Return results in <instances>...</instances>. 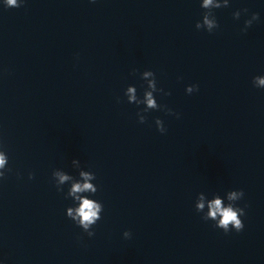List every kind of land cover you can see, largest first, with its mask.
Returning <instances> with one entry per match:
<instances>
[{
    "label": "water",
    "instance_id": "water-1",
    "mask_svg": "<svg viewBox=\"0 0 264 264\" xmlns=\"http://www.w3.org/2000/svg\"><path fill=\"white\" fill-rule=\"evenodd\" d=\"M201 3L0 0V140L11 169L0 180V264H264V89L252 83L264 75V0L213 9L212 33L195 27ZM145 70L164 90L157 103L179 118L149 110L138 122L145 105L124 93L133 85L143 97ZM72 159L96 176L97 193L85 194L103 204L92 237L66 216L70 183L58 192L52 178L62 169L79 179ZM240 189L239 233L195 210L199 193L226 206Z\"/></svg>",
    "mask_w": 264,
    "mask_h": 264
},
{
    "label": "clouds",
    "instance_id": "clouds-1",
    "mask_svg": "<svg viewBox=\"0 0 264 264\" xmlns=\"http://www.w3.org/2000/svg\"><path fill=\"white\" fill-rule=\"evenodd\" d=\"M91 3H95V0H90ZM23 0H4V6L6 8H19L22 6ZM201 8L205 11L202 15V20L197 21L195 27L197 30H206L212 33L213 30L219 28V24L213 12V9L225 8L229 6V0H202ZM243 12H247L248 9H243ZM241 16V10H237L233 13L234 19H239ZM259 19L258 13H252L251 18L245 21V27L242 31H247L254 21ZM139 70L132 69L131 74L135 75ZM141 79L146 82V88L143 93V97L140 98L137 95V89L133 85H129L125 90V96L129 103H135L136 105H145V107L137 112L138 122L141 124L146 123L147 117L142 113H147L149 110H163L166 114L176 115L179 118L178 113H173L172 109L166 105H160L154 96L156 92H164L163 89L157 88V81L155 73L151 70H145L140 73ZM253 86L256 88L264 89V75L254 76L252 79ZM199 90L198 85H189L186 87V93L192 94ZM164 95H171L170 92L164 93ZM118 102H119V98ZM155 125L158 132L165 134L167 128L164 125L163 120L160 118L155 119ZM8 155L4 150V142L0 140V180L6 178V172H10L8 167ZM72 166L80 169L79 179L74 178L62 169H54L52 171V178L55 182V186L58 192H62V186L66 183H70V188L66 194V198H72L76 206H71L66 209V216L70 218L76 225L83 229L89 237L95 235L93 226L102 218L103 204L85 194H96L98 191L97 186L92 183L96 179V176L91 171L81 169L80 160L72 159ZM35 174L29 172V180L34 179ZM245 193L242 189L230 190L226 192L227 205L225 206L223 200L216 195L214 199L205 201L203 193L197 195L195 202V210L198 213H203L202 219L204 221H214L216 228L222 229L224 233L235 231L237 233L243 231L245 225L242 216L246 215L245 208L237 206V201L244 197ZM207 203V212H205V206ZM246 207V206H245ZM125 239L131 238V232L125 231L123 233Z\"/></svg>",
    "mask_w": 264,
    "mask_h": 264
}]
</instances>
